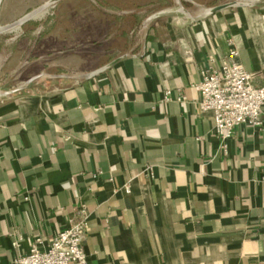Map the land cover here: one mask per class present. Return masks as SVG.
<instances>
[{
  "label": "crops",
  "instance_id": "crops-1",
  "mask_svg": "<svg viewBox=\"0 0 264 264\" xmlns=\"http://www.w3.org/2000/svg\"><path fill=\"white\" fill-rule=\"evenodd\" d=\"M132 18L100 73L0 101V264L82 209L87 264H264V109L223 151L195 88L231 48L264 81V1Z\"/></svg>",
  "mask_w": 264,
  "mask_h": 264
},
{
  "label": "rangeland",
  "instance_id": "rangeland-1",
  "mask_svg": "<svg viewBox=\"0 0 264 264\" xmlns=\"http://www.w3.org/2000/svg\"><path fill=\"white\" fill-rule=\"evenodd\" d=\"M48 1H0V28L13 26L0 29V101L53 92L105 65L111 42L125 45L126 32L133 37L132 13L144 21L183 7L195 16L217 4L255 0H60L46 5ZM43 8V17H31L15 29L18 21Z\"/></svg>",
  "mask_w": 264,
  "mask_h": 264
},
{
  "label": "built area",
  "instance_id": "built-area-1",
  "mask_svg": "<svg viewBox=\"0 0 264 264\" xmlns=\"http://www.w3.org/2000/svg\"><path fill=\"white\" fill-rule=\"evenodd\" d=\"M260 78L259 71L244 67L236 48L229 49L218 65L201 71L200 80L195 85L199 93L198 108L202 114H210L214 133L223 151H226L227 142L236 126L261 125L264 81L260 82ZM168 95L169 91L166 100ZM87 221L86 212L80 210L68 220L64 228L56 232L48 244L37 239L28 252L14 259L13 264H87L83 249ZM12 245L17 248L18 241Z\"/></svg>",
  "mask_w": 264,
  "mask_h": 264
},
{
  "label": "water",
  "instance_id": "water-1",
  "mask_svg": "<svg viewBox=\"0 0 264 264\" xmlns=\"http://www.w3.org/2000/svg\"><path fill=\"white\" fill-rule=\"evenodd\" d=\"M60 0H49L46 5H49V4H54L56 2H58ZM256 1H252V2H249V3H239V2H236V1H231V2H226V3H223V4H217V5H214V6H211V7H207L205 9H203L198 15H195V16H191L189 14V12L184 9L183 7H179L178 9L176 10H172V9H166V10H162V11H159L155 14H153L152 16H150L149 19H152V18H156V17H159V16H165V15H172V14H175L176 12H179L180 14H183V15H186L188 17H197V16H200V15H209V14H213V13H216L220 10H223L225 8H229V7H233V6H244V5H248V4H252V3H255ZM28 16V15H27ZM26 17V16H25ZM24 17V18H25ZM31 17H27L26 19H24V21L30 19ZM23 19V18H22ZM23 21V22H24ZM115 62L112 61V62H109L108 64H106L105 66H102L101 68H98L97 70H95L94 72H91L89 73V75H95V74H98L100 73L102 70H104L105 68H107L108 66H111L113 63Z\"/></svg>",
  "mask_w": 264,
  "mask_h": 264
},
{
  "label": "bare ground",
  "instance_id": "bare-ground-1",
  "mask_svg": "<svg viewBox=\"0 0 264 264\" xmlns=\"http://www.w3.org/2000/svg\"><path fill=\"white\" fill-rule=\"evenodd\" d=\"M1 1V0H0ZM256 1V0H255ZM39 10H41V11H39V12H36V13H32V14H30V15H28V16H26L25 18H23V19H21L20 21H18L17 22V24L14 26L15 27V29L19 26V24H21L23 21H24V19H26L27 17L29 18V17H38V16H42L43 14H44V12H45V9L43 8V10L42 9H39ZM47 12V11H46ZM43 17V16H42ZM10 26H12V25H10ZM10 26H6V27H3L1 30H7V29H13V26L12 27H10ZM18 29V28H17ZM8 31V30H7ZM10 31V30H9ZM13 31V30H12ZM15 31V30H14Z\"/></svg>",
  "mask_w": 264,
  "mask_h": 264
}]
</instances>
